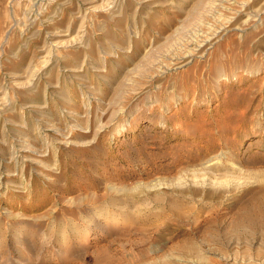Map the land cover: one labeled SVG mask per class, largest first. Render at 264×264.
<instances>
[{"label":"rangeland","instance_id":"1","mask_svg":"<svg viewBox=\"0 0 264 264\" xmlns=\"http://www.w3.org/2000/svg\"><path fill=\"white\" fill-rule=\"evenodd\" d=\"M87 1L54 4L65 26L75 11L84 14L88 31L64 60L52 57L32 89L12 90L11 77L37 66L34 44L26 48L14 31L0 51V96L8 100L0 110V264H264V23L229 31L203 58L163 71L122 112L127 92L145 80L146 53L161 62L179 57L191 25L180 23L179 0H129L105 24L89 19ZM128 39L127 55L114 44ZM215 54L224 60L218 81L208 72ZM86 107L91 116L80 118ZM105 122L86 146L61 143L64 133L84 138L75 125L93 134ZM30 147L43 150L42 166ZM217 155L218 181L173 187L180 172ZM158 178L171 185L150 194L145 209L110 217L124 196L117 188Z\"/></svg>","mask_w":264,"mask_h":264},{"label":"bare ground","instance_id":"2","mask_svg":"<svg viewBox=\"0 0 264 264\" xmlns=\"http://www.w3.org/2000/svg\"><path fill=\"white\" fill-rule=\"evenodd\" d=\"M57 1L58 0H8L7 1V4H8L7 10H9V9L10 10L7 12V14H9V16L5 19V21L3 20L4 18L2 19L3 21L2 20L0 21V51L2 49H4L5 46L9 43L10 36L12 35V33L14 31H17L19 38L21 39V41H23V45H25L26 48L28 47L27 43L32 42V44H34V46H35L34 57L37 60V66L35 64H34V66H36V67H33V65L32 66L27 65L25 73L21 74V76H16V73H12V77H11V84H12L11 88H12V90H19V89L25 90V89H32L33 87H35L36 83L38 81H40L42 74H44V70L46 68H48L53 56L56 57L58 62L60 60H64V58L68 55V52H67L68 47H70V46L72 47L73 45L75 46V45L81 43V40H83L82 37L84 36V33H85L84 31H86V30L83 29L82 25L86 24V23H83V20L85 18L83 20L80 18L81 17L83 18L84 14L81 15L79 11H75L74 12V16H75L74 19L70 22L69 25H67L68 24L67 23L66 24L67 26H65V21L63 19L64 14L62 15V9L60 8V6H58L56 8V6L54 5L57 3ZM59 1H61V0H59ZM85 1H87V0H85ZM126 1L128 2L129 0H88L86 2L88 4L86 9H87L89 17H90L89 19H91V17H94L95 19L99 18L100 21L102 22V24H105L107 22L106 20L116 19V17H119L123 13V11L125 9ZM185 1H187V0H179L178 1V9L180 10V14L182 12L181 16L183 18V20H180L181 21L180 23H181V25L183 23V25L185 27H186V25H188V26L191 25V28H189V30H190L189 35L187 33L185 35L186 38L181 40V42H183V43L185 41L184 44L182 43V45H184L183 51L179 54L176 53L177 55H179V57L178 56L177 57H168V55H166L168 57L169 61H166V60H168L166 58L165 62H161L160 60H162V59H160V60H157L155 58L153 59L154 56L152 57V55H151V52L153 51L151 49V47L149 50L147 49V51H151V50L152 51L148 52V54L146 53V56H144L145 57L144 59L147 58L145 60V62L147 61L146 67H141V68L138 67V68H140V72H142L140 74L143 75L141 77L144 78L145 80L136 82L135 86L131 87L129 92L126 91L128 93L126 96L127 98L125 100V103H122V106L120 107L122 112H123V110L128 108V104L130 102V99L135 94H137L139 91H141L145 87H147L148 83H150L152 85V84H155L156 82H158L159 80L155 81V79L157 77L161 76L163 74V71H165V70L167 71L172 67L177 68V67L184 66V64H186V61H188V59L191 56H195V57L198 56L199 58H203L206 54H209V50L211 51V48L213 47L215 42L221 40V38L223 36H225V34L229 31H234V30H236V31L242 30L243 31L244 28L245 29L246 28H252V30H253V29H257L258 26H261L264 23V16H263L264 15V0H189L190 5L187 8L182 6V3ZM149 3H150V1H149ZM83 4H84V2H83ZM53 5L55 6V9L52 8ZM58 5H60V3ZM243 16H245V18H243ZM87 19H86V21H87ZM80 20H82V21H80ZM184 26H182V27H184ZM87 31H88V29H87ZM175 31H177V30H175ZM174 33H175V35L177 34L176 32H174ZM249 33H250V31H249ZM13 37H14V35H13ZM135 37H137V36H135ZM243 39H244V37H242V40ZM250 39L251 38H249V36H248L247 40H250ZM139 41L140 40H137L136 42H139ZM112 42H113V40L110 43H112ZM83 43L84 42H82V45H83ZM116 44H114V45L119 48V51L121 53L127 54V53H130V51L132 50L130 39H128L127 44L125 46L123 45L124 47L118 46ZM10 45H11V43H10ZM17 45H18V42H17ZM19 45H21V44H19ZM14 46H15V44H14ZM251 46H253V43L251 44ZM22 52H24V51H22ZM107 53H108V55L112 54L110 51H107ZM105 54H106V52H105ZM154 54H156V53H154ZM247 54L248 53H246V55ZM158 55H156V57H158ZM162 55L163 54H161L160 56H162ZM220 56H222V55L219 54V56H218V54H217V57H216V54H215V56H213V59L211 60V62L209 64V70H208L209 75H211L213 78H216L217 81H218V78H221L223 76V73H224V72H222L221 67H218V65L219 66L224 65V62H223L224 60H222L223 58H221ZM164 57H165V53H164ZM30 61L32 62V60H30ZM104 62H105V60H104ZM29 64H31V63H29ZM140 65H141V63H140ZM63 67H64V65H63ZM80 68H81V66H80ZM102 79H103V76H102ZM217 84H218V82H217ZM5 88L6 87H4V90H5ZM156 88H158V87H156ZM0 91H2V90H0ZM1 93H3V92H1ZM4 94H5V92H4ZM4 94H3V96H4ZM6 94H8V93H6ZM3 96L2 97L0 96V110H4L5 108H7L6 106H7L8 100H6V98ZM184 96L188 97L187 94H185ZM173 98H175V96H173ZM174 100H176V98ZM10 106H12V105L10 104ZM24 106H27V105H24ZM181 109H182V107H181ZM86 110H87V107H86L85 111L80 114L81 115L80 118L84 117V118L88 119V116H91V115H89V113ZM121 110L119 112H121ZM75 113H78V112L75 111ZM175 113H177V112H175ZM114 114L117 115V113H114ZM102 116H101V118H102ZM75 117H77V116H75ZM97 118H98L97 122H100L99 121L100 117L98 116ZM83 121H84V119H83ZM108 123H110V122L96 124L97 126L95 125L96 129L93 131V134L92 133L90 134L88 132V130H86V129H88V126L87 127H85V126L81 127L80 124L75 125L76 127H79V129L85 130L84 131L85 132L84 138L82 137V138H79V140H72L69 137L70 132L67 135L64 133L62 135L64 139L61 141V143H63V144L65 143L66 145L78 143V145L80 144V145L86 146V144H89L92 140L94 141V139L97 136H99V134L101 132L100 129H103L106 126V124H108ZM127 125H130V121H128V119H125V121L121 125V128L119 129V131H121V133H122V131L127 130V128H128ZM55 127H53V128H55ZM69 131H70V129H69ZM33 149L31 148V150H33ZM42 151H37V150L34 151L33 150V152H32L33 154H35V157H32V160H35V162L41 164L40 166H42V163H43L42 160H40V158L44 155V152H42ZM37 157H40V158H37ZM203 158H202V160H203ZM221 165H222V162L220 161L219 155L215 156L214 159L208 158L204 162H202L203 167L201 169L198 168V170H197V168L196 169L194 168V169H191L189 172L184 170L185 172L184 171L180 172L176 176L175 179H176L177 183L176 182H173V183L171 182V183L174 184L173 187L175 189H178V187H182L186 183V181H189V179H191V182L193 181L194 184L196 183V184H200V185H204V183L206 181H209L210 183L212 181L216 182V181H218V179L220 177V173H218V172L221 171V169H220ZM45 166H47L48 168L50 167V165H45ZM215 182H213V183H215ZM220 182L221 181L219 180L218 184ZM224 182H226V181H224ZM169 185H171V184L166 182L165 180L158 178L157 180H153V181H151L149 183H145V184H142L139 182V183H137V185H135L132 188H126L125 186L117 188L116 190L118 192L123 193L124 196L122 195L123 199H121L120 205L118 207V208H120L119 209L120 211L117 212L118 211L117 210L116 212L113 213V215H110V217L114 218L115 214L116 215L118 214V216L121 214L128 215L129 212H131L132 210L141 211L142 209H145L150 204V202L148 200L149 195L153 193L157 196V193L159 191H161L162 189H163L162 191H164V188L167 189L169 187ZM0 186H1V180H0ZM112 188L114 189L116 187L113 185L111 187V189ZM133 191L134 192L138 191L140 198L136 201L134 200L135 202L133 201L131 203L129 198H131V199L133 198L134 195L131 196V194H130ZM118 208L116 207V209H118ZM104 212H100V213L103 214L104 216H107L108 213H110V212L107 213V209H106V213H104ZM113 220H115V219H113ZM151 222H149V224ZM152 226H154V228L157 227L155 224H152ZM155 231L158 232L159 230L155 229ZM155 231H153V232H155ZM159 234H160V232H158L157 235H159Z\"/></svg>","mask_w":264,"mask_h":264}]
</instances>
